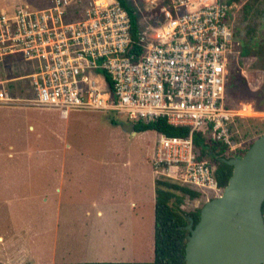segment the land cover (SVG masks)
Here are the masks:
<instances>
[{
    "label": "built area",
    "instance_id": "built-area-1",
    "mask_svg": "<svg viewBox=\"0 0 264 264\" xmlns=\"http://www.w3.org/2000/svg\"><path fill=\"white\" fill-rule=\"evenodd\" d=\"M51 0L0 13V106L100 110L133 123L164 118L186 136L158 132L155 172L219 195L215 164L197 158L195 133L240 156V121L253 102L228 103L241 57L235 0ZM233 4V5H232ZM143 8V9H142ZM22 64L17 70L15 65ZM17 73H20L17 75Z\"/></svg>",
    "mask_w": 264,
    "mask_h": 264
},
{
    "label": "rangeland",
    "instance_id": "rangeland-1",
    "mask_svg": "<svg viewBox=\"0 0 264 264\" xmlns=\"http://www.w3.org/2000/svg\"><path fill=\"white\" fill-rule=\"evenodd\" d=\"M22 3L32 8L46 4L0 0V7ZM243 3L235 0V27L249 53L231 70L230 90L235 94L230 93L228 103L250 101L258 106L257 115L239 122L252 143L264 131V2L247 16ZM15 67L23 68L19 63ZM25 117L30 131L22 129ZM111 117L118 124L111 123ZM123 123L131 122L100 110H71L62 119L53 108L0 106V229L7 224L26 226L18 250L15 246L13 251L10 240L0 244V262L83 264L153 258L156 179L182 183L155 172L157 132L132 133ZM186 186L199 195L183 197L184 212L200 208L215 195Z\"/></svg>",
    "mask_w": 264,
    "mask_h": 264
},
{
    "label": "water",
    "instance_id": "water-1",
    "mask_svg": "<svg viewBox=\"0 0 264 264\" xmlns=\"http://www.w3.org/2000/svg\"><path fill=\"white\" fill-rule=\"evenodd\" d=\"M122 126L136 133L132 123ZM223 161L232 166L226 185L185 225V263L264 264V133Z\"/></svg>",
    "mask_w": 264,
    "mask_h": 264
},
{
    "label": "trees",
    "instance_id": "trees-1",
    "mask_svg": "<svg viewBox=\"0 0 264 264\" xmlns=\"http://www.w3.org/2000/svg\"><path fill=\"white\" fill-rule=\"evenodd\" d=\"M119 1L129 12L132 34L135 37L138 19L137 14L134 13L135 7L129 0ZM262 2L264 0H244L242 10L245 16L252 12H257ZM252 31L253 28L249 27L248 33ZM241 53L245 56L249 53V50L243 45ZM232 77L233 72L230 75L227 85L229 95H231L230 93L235 94L233 89L230 90V85L233 84L231 81ZM255 106L257 105L255 104ZM110 121L113 124H118V119L114 117H111ZM133 126L136 132L154 130L169 136H186L188 134L187 127L171 125L164 118H157L148 122L137 120L133 122ZM263 133L264 131L261 132V134ZM193 139L197 151V158H207L215 164L214 178L217 185L223 188L232 172V166L223 161V158H228L225 153L227 147L219 142L206 141L205 137L200 133H195ZM155 191L153 258L149 261H90L83 264H186L185 243L187 230L185 229V225L189 222V217H192L193 225L197 223L200 208L184 212L181 209V203L185 195L194 198L199 195V192L191 187L163 177L156 179ZM262 213L264 217V202L262 205Z\"/></svg>",
    "mask_w": 264,
    "mask_h": 264
},
{
    "label": "crops",
    "instance_id": "crops-1",
    "mask_svg": "<svg viewBox=\"0 0 264 264\" xmlns=\"http://www.w3.org/2000/svg\"><path fill=\"white\" fill-rule=\"evenodd\" d=\"M51 0H45V6L50 4ZM23 4V3H22ZM14 7L16 6H2L0 7V13L4 12V11H10V10H13ZM1 107H4V106H1ZM7 108H17V107H7ZM49 109V108H47ZM70 114V112H69ZM69 114L67 115V117L69 116ZM59 117L62 118V119H66L67 117H61L60 114H59ZM27 121H22L23 123V127L22 129H26V125L30 126V121H29V118L25 117ZM27 130V129H26ZM33 132L35 130L34 126L32 127L31 129ZM27 131H30V130H27ZM158 134V132H157ZM156 199V198H155ZM155 203V202H154ZM99 213V212H98ZM4 231H1L0 229V244H3V241H7V240H10L11 241V246H13V251H14V247L16 246V249L15 250H18L20 248V242H21V237H22V232L24 230V232L26 231V226H24L23 224L20 225V226H11V224H7L5 226V228H3ZM17 243V244H16ZM6 245H9L8 243H5ZM4 245V244H3ZM1 246V245H0ZM19 258V257H18ZM0 264H6V263H3V262H0Z\"/></svg>",
    "mask_w": 264,
    "mask_h": 264
},
{
    "label": "flooded vegetation",
    "instance_id": "flooded-vegetation-1",
    "mask_svg": "<svg viewBox=\"0 0 264 264\" xmlns=\"http://www.w3.org/2000/svg\"><path fill=\"white\" fill-rule=\"evenodd\" d=\"M241 51H242V38H241ZM242 56H244V55H242V53H241V57ZM239 62V61H238ZM238 62H237V66H238ZM236 70H237V68H236Z\"/></svg>",
    "mask_w": 264,
    "mask_h": 264
}]
</instances>
